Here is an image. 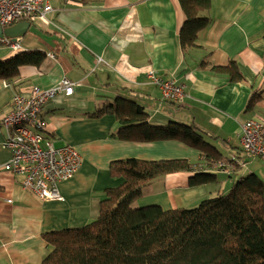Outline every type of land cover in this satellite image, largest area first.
<instances>
[{"label":"crops","instance_id":"0c3cea01","mask_svg":"<svg viewBox=\"0 0 264 264\" xmlns=\"http://www.w3.org/2000/svg\"><path fill=\"white\" fill-rule=\"evenodd\" d=\"M48 1L52 9L46 20L31 21L18 50L41 49L47 58L40 67H22L16 83L0 79V264H43L50 250L45 232L97 218L103 191L121 182L110 175L115 159L176 157L205 164L199 150L181 141L116 138L119 124L114 115L90 114L106 99L114 100L113 95L144 106L151 124L177 121L192 126L224 158L236 163L235 158L236 172L218 170V176L227 174L226 188L251 172L264 181V161L247 155L240 141L242 123L253 119L264 125V0H212L211 22L200 34L198 48L191 50L180 45L184 16L178 0ZM18 51L0 41L1 57ZM209 52L215 65L236 61L243 80L202 66ZM152 70L184 85V100L163 98L149 77ZM65 76L80 85L72 95L59 94L47 103L45 134L56 145H73L81 153L82 166L60 183L64 200H46L23 189L20 177L6 167L11 152L2 145L6 130L1 121L16 93L28 94L33 85L52 86ZM194 173L160 178L161 184L157 180L145 187L137 205L172 209L212 196V186L222 180L192 186Z\"/></svg>","mask_w":264,"mask_h":264},{"label":"trees","instance_id":"16d2710c","mask_svg":"<svg viewBox=\"0 0 264 264\" xmlns=\"http://www.w3.org/2000/svg\"><path fill=\"white\" fill-rule=\"evenodd\" d=\"M178 3L184 16L180 45L183 50L198 48L199 36L211 22L212 0ZM22 20L35 19L16 23ZM47 55L31 49L8 58L0 56V79L16 83L22 67H40ZM210 56L209 52L203 57L202 66L225 73L233 81L243 80L236 61L215 65ZM90 114L114 115L119 124L114 136L122 141H181L199 150L205 164L189 158L113 160L110 175L121 182L103 191L99 216L82 226L45 232L50 250L43 264H264V181L260 176L255 172L241 176L228 192L205 197L192 207L139 206L137 200L145 187L166 175L194 171L190 185L216 184L218 170L231 175L237 170V160L224 158L190 125L151 124L145 107L129 98L106 99Z\"/></svg>","mask_w":264,"mask_h":264},{"label":"built area","instance_id":"2783aa9c","mask_svg":"<svg viewBox=\"0 0 264 264\" xmlns=\"http://www.w3.org/2000/svg\"><path fill=\"white\" fill-rule=\"evenodd\" d=\"M51 9L48 0H0V24L8 27L27 17L46 20ZM0 40L14 51L21 48L13 39L4 37ZM148 74L160 87L163 98L178 103L184 100V85L174 78L164 79L154 70ZM78 85L80 82L66 76L49 87L33 85L30 93L13 96L10 110L1 121L6 130L2 145L11 152L6 167L20 177L23 189L46 200H64L60 183L77 174L82 166V156L73 145H56L52 137L45 134V108L59 94L72 95ZM240 141L247 155L264 161L263 123L253 119L242 123Z\"/></svg>","mask_w":264,"mask_h":264},{"label":"water","instance_id":"95a60500","mask_svg":"<svg viewBox=\"0 0 264 264\" xmlns=\"http://www.w3.org/2000/svg\"><path fill=\"white\" fill-rule=\"evenodd\" d=\"M31 26V21L22 20L8 27L0 24V38H10L14 41H21Z\"/></svg>","mask_w":264,"mask_h":264},{"label":"rangeland","instance_id":"374dc122","mask_svg":"<svg viewBox=\"0 0 264 264\" xmlns=\"http://www.w3.org/2000/svg\"><path fill=\"white\" fill-rule=\"evenodd\" d=\"M119 91H121L122 93H124L123 92V90H119ZM123 96H125V95H123ZM113 97L114 98H116L117 97V95H113ZM176 158V157H175ZM259 161H261L260 159H259ZM219 173H222V174H225V175H220L219 174V178L222 180L218 185H214V184H212V185H214V186H212V190H213V195H216L217 194V192H218V189H220L222 192H228L230 189H231V187H232V185L231 186H229V187H227L226 188V182L225 181H228L229 179L227 178V174L226 173H223V172H219ZM162 180V179H161ZM161 180H159L158 179V181L156 182V184L158 185V184H161ZM136 204V203H135ZM192 206H195V205H192ZM191 206V207H192Z\"/></svg>","mask_w":264,"mask_h":264},{"label":"bare ground","instance_id":"6f19581e","mask_svg":"<svg viewBox=\"0 0 264 264\" xmlns=\"http://www.w3.org/2000/svg\"><path fill=\"white\" fill-rule=\"evenodd\" d=\"M64 197V196H63ZM65 199V198H64Z\"/></svg>","mask_w":264,"mask_h":264}]
</instances>
